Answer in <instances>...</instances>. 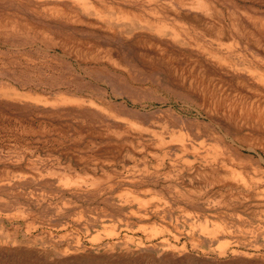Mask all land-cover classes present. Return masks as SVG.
Returning a JSON list of instances; mask_svg holds the SVG:
<instances>
[{
  "label": "rangeland",
  "instance_id": "rangeland-1",
  "mask_svg": "<svg viewBox=\"0 0 264 264\" xmlns=\"http://www.w3.org/2000/svg\"><path fill=\"white\" fill-rule=\"evenodd\" d=\"M0 264H264V0H0Z\"/></svg>",
  "mask_w": 264,
  "mask_h": 264
},
{
  "label": "bare ground",
  "instance_id": "bare-ground-1",
  "mask_svg": "<svg viewBox=\"0 0 264 264\" xmlns=\"http://www.w3.org/2000/svg\"><path fill=\"white\" fill-rule=\"evenodd\" d=\"M158 32H160V31H158Z\"/></svg>",
  "mask_w": 264,
  "mask_h": 264
}]
</instances>
